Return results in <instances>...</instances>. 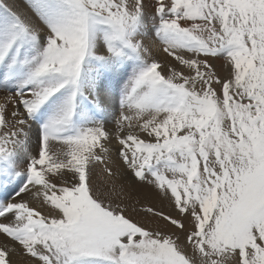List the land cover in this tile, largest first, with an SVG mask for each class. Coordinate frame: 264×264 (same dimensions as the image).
Returning a JSON list of instances; mask_svg holds the SVG:
<instances>
[{
  "label": "snow or ice",
  "instance_id": "obj_1",
  "mask_svg": "<svg viewBox=\"0 0 264 264\" xmlns=\"http://www.w3.org/2000/svg\"><path fill=\"white\" fill-rule=\"evenodd\" d=\"M0 264H264V0H0Z\"/></svg>",
  "mask_w": 264,
  "mask_h": 264
}]
</instances>
